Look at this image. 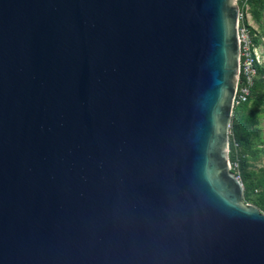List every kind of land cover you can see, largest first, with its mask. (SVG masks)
Masks as SVG:
<instances>
[{
	"label": "water",
	"instance_id": "water-1",
	"mask_svg": "<svg viewBox=\"0 0 264 264\" xmlns=\"http://www.w3.org/2000/svg\"><path fill=\"white\" fill-rule=\"evenodd\" d=\"M235 0H0V264H264L229 136Z\"/></svg>",
	"mask_w": 264,
	"mask_h": 264
},
{
	"label": "trees",
	"instance_id": "trees-1",
	"mask_svg": "<svg viewBox=\"0 0 264 264\" xmlns=\"http://www.w3.org/2000/svg\"><path fill=\"white\" fill-rule=\"evenodd\" d=\"M251 4L252 17L256 22H260V10H264V0H252ZM254 32L256 34L255 43L260 44L261 39L255 30ZM257 72L258 73L254 80L249 101L242 107L236 108L234 111V118L230 128L229 136V158L232 164L238 163L240 171L239 174L235 173V170L233 172L241 179L242 183L244 184V199H252V195L255 193V191L261 190V194L254 200L253 204L262 212H264V169L260 172V174H252L246 170L249 157L255 158L256 152H258L253 148V142L250 139L246 126V119L250 118H247L246 114L248 105L251 102H255V104L263 103L264 69L261 65L257 67ZM241 108L242 112L240 111ZM237 110L239 111L237 112Z\"/></svg>",
	"mask_w": 264,
	"mask_h": 264
},
{
	"label": "built area",
	"instance_id": "built-area-1",
	"mask_svg": "<svg viewBox=\"0 0 264 264\" xmlns=\"http://www.w3.org/2000/svg\"><path fill=\"white\" fill-rule=\"evenodd\" d=\"M252 0H235L239 7L238 17V41L240 47L239 73L237 77L236 91L233 98V110L242 107L249 101L254 80L257 76V67L261 65V44L255 43L256 34L250 26Z\"/></svg>",
	"mask_w": 264,
	"mask_h": 264
},
{
	"label": "rangeland",
	"instance_id": "rangeland-1",
	"mask_svg": "<svg viewBox=\"0 0 264 264\" xmlns=\"http://www.w3.org/2000/svg\"><path fill=\"white\" fill-rule=\"evenodd\" d=\"M250 14L252 16L251 10ZM261 18H263V22H259L262 25L261 30L258 31V36L261 39V51L262 57H264V10H260ZM253 19V17L251 18ZM262 20V19H261ZM261 66L264 69V58L261 60ZM264 95V93H263ZM239 110H237L238 112ZM242 112V108L240 109ZM247 118L246 126L249 132L250 139L253 142V148L257 150L256 157L248 159L246 170L252 174H260V172L264 169V97L262 104L250 103L246 109ZM232 171L235 170V173L239 174V166L238 163L232 164ZM261 194V190L255 191L252 195V199L245 200L243 203L245 205H254V200ZM255 206V205H254Z\"/></svg>",
	"mask_w": 264,
	"mask_h": 264
},
{
	"label": "crops",
	"instance_id": "crops-1",
	"mask_svg": "<svg viewBox=\"0 0 264 264\" xmlns=\"http://www.w3.org/2000/svg\"><path fill=\"white\" fill-rule=\"evenodd\" d=\"M252 18V16L249 18V24H250V26L258 33V31H260L261 30V26L262 25H260V23L259 22H256L254 19H251ZM262 20H261V22H263V18H261Z\"/></svg>",
	"mask_w": 264,
	"mask_h": 264
}]
</instances>
